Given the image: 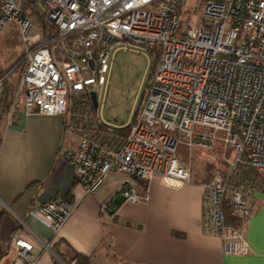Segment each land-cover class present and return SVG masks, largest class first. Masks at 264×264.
<instances>
[{
	"label": "built area",
	"instance_id": "obj_1",
	"mask_svg": "<svg viewBox=\"0 0 264 264\" xmlns=\"http://www.w3.org/2000/svg\"><path fill=\"white\" fill-rule=\"evenodd\" d=\"M34 1L41 17L37 26L22 15L21 1L0 0V30L16 27L23 65L14 90L6 93L15 68L0 78L3 128L19 112L63 116L64 132L76 146L62 156L86 196L96 195L112 173L144 183L159 178L180 188L191 183V174L175 156L177 145L212 151L220 141L230 154L226 169H215L201 184L202 228L220 240L224 255H247L242 230L252 214L247 198L264 193V0H193V12L200 11L196 22L183 18L190 14L185 10L190 0ZM129 45L152 52L156 63L128 135L107 144L94 139L98 124L90 94L97 102L114 51ZM195 127L208 131L196 133ZM147 194V187L140 194L129 181L118 191L120 202L130 204L145 201ZM226 198L240 228L227 224ZM117 206L100 202L99 214L113 218ZM74 209L60 198L36 212L57 236ZM22 236L15 232L11 238L14 264H42Z\"/></svg>",
	"mask_w": 264,
	"mask_h": 264
},
{
	"label": "crops",
	"instance_id": "obj_2",
	"mask_svg": "<svg viewBox=\"0 0 264 264\" xmlns=\"http://www.w3.org/2000/svg\"><path fill=\"white\" fill-rule=\"evenodd\" d=\"M75 146L74 137L64 132L63 116L19 112L4 128L0 141V264H14L11 238L15 232L34 245L32 254L42 264H75L70 261L74 253L88 256L87 264H264L263 192L247 198L252 214L242 230L250 252L228 256L220 240L202 228L204 182L191 177V183L171 188L154 178L146 183V200L130 204L119 200L123 181L137 185L140 194L142 186L112 173L96 195L86 196L73 167L62 156ZM60 198L72 202L75 209L54 236L36 209ZM100 202L118 205L113 218L99 214ZM16 218L26 229L20 228ZM40 242H46L49 250Z\"/></svg>",
	"mask_w": 264,
	"mask_h": 264
},
{
	"label": "rangeland",
	"instance_id": "obj_3",
	"mask_svg": "<svg viewBox=\"0 0 264 264\" xmlns=\"http://www.w3.org/2000/svg\"><path fill=\"white\" fill-rule=\"evenodd\" d=\"M195 3L193 0L187 2L185 10L190 12V14L183 15V18L189 15L193 22L198 20L200 11L193 12ZM38 18H32L35 20L34 24L36 26L41 21ZM39 32L40 30H36V33ZM17 34V29L12 24L0 30V69L7 68L22 54L21 42L17 47H12L10 43ZM5 41L8 42L6 43ZM154 58L156 59V55L152 52L133 45L122 46L114 51L109 62L108 73L105 76V85L97 92L98 106L96 114L102 123L113 128H121L131 123L135 112L140 107L146 84L155 64ZM11 79L15 83L18 82L16 71L11 75ZM194 131L196 133H205L208 129L195 127ZM176 138L184 142V138L179 136H176ZM226 154H230V151L228 153L224 152L222 143L215 141L212 151L199 149L189 151L179 143L175 156L189 168L191 177L195 182H205L215 169H226L224 160ZM122 176L130 180L128 177ZM16 220L23 227L20 220L17 218Z\"/></svg>",
	"mask_w": 264,
	"mask_h": 264
},
{
	"label": "trees",
	"instance_id": "obj_4",
	"mask_svg": "<svg viewBox=\"0 0 264 264\" xmlns=\"http://www.w3.org/2000/svg\"><path fill=\"white\" fill-rule=\"evenodd\" d=\"M19 1H21V4H22L21 13L23 16L29 15L32 18L34 17L35 19H37L39 17L38 19L41 20V17L37 13V11H35L36 6H35L34 0H19ZM34 22H35V20H34ZM40 23H41V21H39V24ZM17 37H18V39H17ZM14 38L15 39L10 41L11 46L17 47L18 44L20 45V39H19L18 34H17V36L15 35ZM5 42L7 43L8 41H5ZM21 58H22V54L19 55L18 58H16L7 68L0 69V78L12 68H15L14 72L15 71L17 72L18 78H19L20 73L22 71V67H23L22 63H20ZM155 60L156 59L154 58V63H156ZM8 84H9V86L6 89V93H8V91L10 92L11 89L14 90L16 83L14 81H12V82H8ZM74 105H75V103H74ZM96 109H94L93 106L91 108V112H92L93 116L97 118V119L96 118L95 119L97 120V124H98V125H96L97 128L94 129V131L97 133L94 135L96 137L94 139L100 140L102 142H106L107 144H112V143L119 144V143H121L126 138V136L128 135L129 130L131 128V123L129 125L121 127V128H113L111 126H108L105 123H102L99 120V118L96 114ZM1 122H3V118H2ZM3 130H4L3 124L0 123V141H1V136H2ZM88 130H91V128H88ZM105 140H109V141L107 142ZM218 170L223 171V169H218ZM137 184H140L142 186V188L146 187V183H144V182H137ZM230 211H231V207H230L229 198H226L224 212H225V216L227 219V224L232 225L235 228H240L242 223H239V222L233 220L230 216ZM63 261L66 262L65 260H63ZM70 261H74L75 264H87L88 256H84V255H81L78 253H74L73 257Z\"/></svg>",
	"mask_w": 264,
	"mask_h": 264
},
{
	"label": "water",
	"instance_id": "obj_5",
	"mask_svg": "<svg viewBox=\"0 0 264 264\" xmlns=\"http://www.w3.org/2000/svg\"><path fill=\"white\" fill-rule=\"evenodd\" d=\"M90 97H91L92 105H93L94 109H96L97 108L96 95L94 93H91Z\"/></svg>",
	"mask_w": 264,
	"mask_h": 264
}]
</instances>
